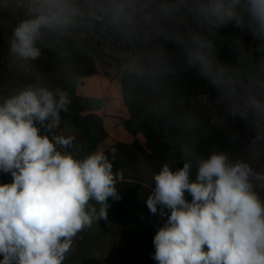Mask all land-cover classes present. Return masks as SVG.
Masks as SVG:
<instances>
[{
	"label": "clouds",
	"instance_id": "obj_1",
	"mask_svg": "<svg viewBox=\"0 0 264 264\" xmlns=\"http://www.w3.org/2000/svg\"><path fill=\"white\" fill-rule=\"evenodd\" d=\"M10 3L0 0V9ZM22 3L24 18L9 42L21 75L31 74L43 49L57 51L62 67H70L72 46L81 49L86 39L98 37L129 104L191 128L190 116L171 111L168 77L177 69L157 41L179 46L185 67L197 68L255 135L247 159L233 160L224 152L205 159L185 145L182 168L164 163L152 173L146 206L163 219L152 259L157 264H264V167L251 163L264 157V56L253 62L244 54L238 65L225 66L215 56L213 40L200 31L234 23L247 29L264 53V0ZM69 104L67 91L50 89L38 75L0 102V172L12 177L0 183V264H64L79 234L108 219L109 198L121 199L108 155L93 151L78 157L70 151L75 138L54 133Z\"/></svg>",
	"mask_w": 264,
	"mask_h": 264
},
{
	"label": "crops",
	"instance_id": "obj_2",
	"mask_svg": "<svg viewBox=\"0 0 264 264\" xmlns=\"http://www.w3.org/2000/svg\"><path fill=\"white\" fill-rule=\"evenodd\" d=\"M23 18L22 0H11L8 9H0V52L11 56L12 32ZM200 31L213 40L218 62L228 67L238 65L240 57L249 52L250 43L257 40L234 23L211 32ZM83 43L81 49L72 46L70 67H62L59 53L50 49H43L41 57L32 62L30 75H21L13 60L0 67L3 93L0 102L38 75L50 89L59 88L69 95L68 110L60 113L59 129L75 138L79 146L76 155L83 157L103 151L112 160L121 199L109 198L108 219L94 222L79 234L64 264H83L89 260L95 264H157L152 259L153 238L163 219L152 215L146 206L154 187L152 173L164 163L173 170L183 166L185 145H191L194 154L205 159L213 152H224L233 160L247 159L251 141L244 119L209 123L216 116L215 111L199 104L196 97L212 84L197 68L185 67L179 46L171 41H157L167 49L177 69L168 77L170 108L174 114L190 116L194 121L191 128L129 104L102 39L89 37ZM11 70L18 74L7 80ZM251 163L256 168L264 167V157ZM196 171L193 164L192 179ZM261 196L264 197V192ZM185 198L191 200L188 193Z\"/></svg>",
	"mask_w": 264,
	"mask_h": 264
},
{
	"label": "built area",
	"instance_id": "obj_3",
	"mask_svg": "<svg viewBox=\"0 0 264 264\" xmlns=\"http://www.w3.org/2000/svg\"><path fill=\"white\" fill-rule=\"evenodd\" d=\"M259 41L258 40H255L253 41L252 43H250L249 45V52L247 53V55L249 56V58L255 62L257 61L261 56H264V53H261V52H258L257 51V48H258V45H259ZM12 60V57L11 56H8L7 54H5L4 52H0V67L6 65L8 62H10ZM18 74V72L16 70H11L8 75H7V80H9L10 78H12L13 76H16ZM1 81H0V85H1ZM3 97V93L2 91L0 90V99ZM197 101L199 104L205 106V107H209V108H212L214 111H215V117L211 118L209 123L211 125H217V124H223V123H226L224 122L219 114H218V111H217V105L220 104V103H223L224 101L221 99V97L219 96L218 99H215L210 91L209 88L203 90L202 92L198 93L197 94V97H196ZM243 124L245 125L246 127V131L249 135V138L250 140L249 141H252V138L253 136L255 135L252 127H251V124L244 119L243 121ZM42 131H44L42 129ZM54 133L55 134H58V135H65L63 134L60 129H59V126L57 129L54 130ZM66 136V135H65ZM78 149H79V146L77 145V143L74 141V145L73 147L70 149V151H72L74 154H77L78 152ZM12 181V177L9 173H3V172H0V183H5L6 181Z\"/></svg>",
	"mask_w": 264,
	"mask_h": 264
},
{
	"label": "trees",
	"instance_id": "obj_4",
	"mask_svg": "<svg viewBox=\"0 0 264 264\" xmlns=\"http://www.w3.org/2000/svg\"><path fill=\"white\" fill-rule=\"evenodd\" d=\"M213 95V97L215 99H218V97L220 96V93L218 91V89L211 85L208 87ZM217 111L218 114L220 116V118L224 121V122H230V121H234V120H242L243 118L240 117L239 115H233L232 111L229 109L228 105L226 102L220 103L217 105ZM183 166H179V168H182ZM177 168V169H179ZM176 169V170H177ZM83 264H95V261H84Z\"/></svg>",
	"mask_w": 264,
	"mask_h": 264
}]
</instances>
